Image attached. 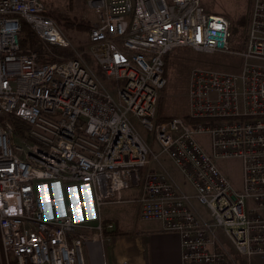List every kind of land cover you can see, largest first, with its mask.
Wrapping results in <instances>:
<instances>
[{"label": "built area", "instance_id": "2783aa9c", "mask_svg": "<svg viewBox=\"0 0 264 264\" xmlns=\"http://www.w3.org/2000/svg\"><path fill=\"white\" fill-rule=\"evenodd\" d=\"M88 5L97 15L88 56L113 88L93 74L44 0H0V263L109 264L104 247L115 224L103 210L122 203L179 235L183 264L264 259V64L251 62L264 60V0H254L243 47L230 21L209 14L201 0ZM24 25L38 48L22 47ZM180 47L244 64L238 72L194 68L187 119L159 120L165 57ZM68 49L73 56L64 55ZM12 118L27 127L24 134L15 133ZM132 118L154 133L158 153ZM163 154L192 195L162 166ZM221 159L240 162L242 189Z\"/></svg>", "mask_w": 264, "mask_h": 264}, {"label": "rangeland", "instance_id": "374dc122", "mask_svg": "<svg viewBox=\"0 0 264 264\" xmlns=\"http://www.w3.org/2000/svg\"><path fill=\"white\" fill-rule=\"evenodd\" d=\"M209 14L223 15L231 23L232 34L235 44L243 47V41L249 30L251 13L254 5V0H201ZM49 10L50 16L57 22L58 26L64 35L71 41L72 46L78 52L84 53V59L89 65V68L95 76L106 86L112 87V84L104 79L103 71L95 62L93 56H88L90 48L89 32L97 21V15L88 5V0H44ZM31 46L37 47L36 40ZM66 56H73L72 49L66 50ZM49 58V57H48ZM53 57H50L51 59ZM55 59V58H53ZM256 64H264V60H251ZM244 64V59L238 56L229 54H208L198 52L190 47H180L170 53L166 63L167 85L160 95L158 102V116L160 118L167 117H182L187 119L189 109L188 89L190 82V74L194 68H208L224 72H238ZM113 91V89H112ZM133 125L136 131L149 144L152 151L156 154L159 152L154 133L145 129L138 119L132 118ZM199 140L207 151L211 149L209 136L200 137ZM162 166L167 170L171 177L176 182L177 186L192 195L194 189L184 179L182 173L169 158L168 155L160 156ZM218 166L225 173L232 186L238 190L242 189V172L241 165L238 160H218ZM147 167L142 171H147ZM180 185H179V184ZM129 194V193H128ZM127 194V195H128ZM202 207V206H201ZM103 219L107 222L109 213L113 219H130L139 224L134 214V205L128 203L107 205L104 208ZM202 213L207 220H210L209 211L202 207ZM130 217V218H129ZM132 231V228H129ZM218 235L225 240L224 236L218 232ZM110 240H107L104 247V252L108 262L123 258L125 252L122 245L117 244L114 234L110 235ZM228 248V247H227ZM232 250V249H230ZM1 261V257H0ZM264 259L256 258L253 264H262ZM1 264V263H0ZM239 264H244L242 261Z\"/></svg>", "mask_w": 264, "mask_h": 264}, {"label": "crops", "instance_id": "0c3cea01", "mask_svg": "<svg viewBox=\"0 0 264 264\" xmlns=\"http://www.w3.org/2000/svg\"><path fill=\"white\" fill-rule=\"evenodd\" d=\"M137 193V191H130L128 195L135 196ZM193 204L198 213L204 216L202 207L198 202L193 200ZM131 205H134V214H136V220L139 221V224L133 222L134 220L130 217L127 220L113 219L109 213H106L110 219L108 222L115 224V230L112 234L116 237L117 244H121L125 252L123 258L109 261V264H121L123 262L132 264H183L180 236L166 232L163 224L159 221H142L139 218V206ZM129 228H132V231H129Z\"/></svg>", "mask_w": 264, "mask_h": 264}, {"label": "trees", "instance_id": "16d2710c", "mask_svg": "<svg viewBox=\"0 0 264 264\" xmlns=\"http://www.w3.org/2000/svg\"><path fill=\"white\" fill-rule=\"evenodd\" d=\"M35 40H36V36H35L34 32L27 25H24L23 26L22 37H21V45H22V47L26 48L28 46L33 45L35 43ZM167 57H168V55L165 57L166 63H167ZM43 61L54 62L56 60L51 58V59H48V60L47 59L46 60L43 59ZM168 118H170V117L160 118L158 116L159 120H164V119H168ZM12 122H13V125H14L15 133L17 135L24 134V132L27 130V127L25 125H19V121L16 118H12ZM192 122H194V121H192Z\"/></svg>", "mask_w": 264, "mask_h": 264}]
</instances>
